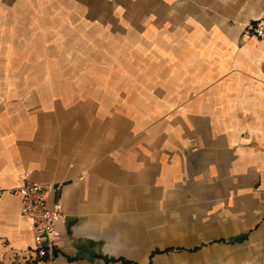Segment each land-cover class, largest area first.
I'll return each instance as SVG.
<instances>
[{
	"label": "crops",
	"instance_id": "obj_1",
	"mask_svg": "<svg viewBox=\"0 0 264 264\" xmlns=\"http://www.w3.org/2000/svg\"><path fill=\"white\" fill-rule=\"evenodd\" d=\"M7 3L53 32L0 38V264H48L25 182L54 264H264V0Z\"/></svg>",
	"mask_w": 264,
	"mask_h": 264
},
{
	"label": "built area",
	"instance_id": "obj_2",
	"mask_svg": "<svg viewBox=\"0 0 264 264\" xmlns=\"http://www.w3.org/2000/svg\"><path fill=\"white\" fill-rule=\"evenodd\" d=\"M248 32L264 43V14L249 23ZM9 193L21 199L23 216L31 223L34 235V252L37 257L48 264L57 260L60 234L57 229L61 218L62 206L50 204L54 190L51 186L25 182ZM6 191H0V199Z\"/></svg>",
	"mask_w": 264,
	"mask_h": 264
},
{
	"label": "rangeland",
	"instance_id": "obj_3",
	"mask_svg": "<svg viewBox=\"0 0 264 264\" xmlns=\"http://www.w3.org/2000/svg\"><path fill=\"white\" fill-rule=\"evenodd\" d=\"M6 7H10L9 3H7V0H0V10L2 8L5 9ZM11 13H9L7 19V17L2 18L3 12L0 11V38H4L5 36H8V38H51V33L53 31H51L50 26L41 28L37 26L35 22L33 24L27 21L19 22L20 16L15 19L14 16L18 15H13ZM5 21L11 24L10 27L3 25ZM10 35H12V37Z\"/></svg>",
	"mask_w": 264,
	"mask_h": 264
},
{
	"label": "trees",
	"instance_id": "obj_4",
	"mask_svg": "<svg viewBox=\"0 0 264 264\" xmlns=\"http://www.w3.org/2000/svg\"><path fill=\"white\" fill-rule=\"evenodd\" d=\"M158 253V252H157Z\"/></svg>",
	"mask_w": 264,
	"mask_h": 264
}]
</instances>
